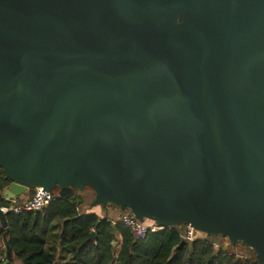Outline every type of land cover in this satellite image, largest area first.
Listing matches in <instances>:
<instances>
[{"label":"water","instance_id":"95a60500","mask_svg":"<svg viewBox=\"0 0 264 264\" xmlns=\"http://www.w3.org/2000/svg\"><path fill=\"white\" fill-rule=\"evenodd\" d=\"M0 168L264 264V0H0Z\"/></svg>","mask_w":264,"mask_h":264},{"label":"trees","instance_id":"16d2710c","mask_svg":"<svg viewBox=\"0 0 264 264\" xmlns=\"http://www.w3.org/2000/svg\"><path fill=\"white\" fill-rule=\"evenodd\" d=\"M11 182L0 168L3 207L11 206L13 200L4 196ZM54 192L57 200L42 210L7 212L4 221L0 216V238L6 236L11 250L7 264H56L47 245L57 219L63 220L61 246L67 247L74 264H259L258 259L241 258L227 248L217 247L209 236L185 241L184 222L137 240L121 222L82 212L76 191L71 195Z\"/></svg>","mask_w":264,"mask_h":264},{"label":"rangeland","instance_id":"374dc122","mask_svg":"<svg viewBox=\"0 0 264 264\" xmlns=\"http://www.w3.org/2000/svg\"><path fill=\"white\" fill-rule=\"evenodd\" d=\"M77 192L76 198L80 204V209L82 212L96 214L101 218H108L113 216V220H119L121 215L128 210L122 209L120 206L108 204L107 206L103 204H95L94 200L96 198V191L89 186L76 187ZM28 192L24 193L26 197ZM18 199L22 200V197ZM24 199V198H23ZM17 201L12 200L11 205H16ZM116 208L117 211H113L111 208ZM62 219H57L52 224L50 230V241L48 240L47 251L52 254L56 259V264H74L71 258V254L67 247H62L60 242V232L62 226ZM144 221L146 223H154L155 221L151 218H146ZM58 230V232H57ZM203 237L209 236L215 242L218 247L227 248L231 252L235 253L241 258H253L258 259V254L254 248L244 241H238L237 243H232L228 237L221 234L207 235L202 233Z\"/></svg>","mask_w":264,"mask_h":264},{"label":"built area","instance_id":"2783aa9c","mask_svg":"<svg viewBox=\"0 0 264 264\" xmlns=\"http://www.w3.org/2000/svg\"><path fill=\"white\" fill-rule=\"evenodd\" d=\"M57 198L58 194L56 192L46 190L43 187H36L34 189L32 197L29 200L16 205H11L9 207H3V209L5 213L14 212L16 214L22 212L39 211L48 207L50 204L56 201ZM116 221H119L123 225L128 227L137 240H144L149 233L163 231L166 227L164 225L159 224L155 220L154 223H146V221L136 217L130 209L126 210V212L121 215L120 219L115 220L114 222ZM202 233L204 232L197 230L190 224H186L183 232V238L187 242H192L198 238L203 237ZM1 238L2 240H0V264H7L9 256L7 254L5 246L7 243V238L6 236H2Z\"/></svg>","mask_w":264,"mask_h":264},{"label":"crops","instance_id":"0c3cea01","mask_svg":"<svg viewBox=\"0 0 264 264\" xmlns=\"http://www.w3.org/2000/svg\"><path fill=\"white\" fill-rule=\"evenodd\" d=\"M91 188V187H90ZM33 192H34V190L33 189H31V190H29L28 191V195L26 196V197H24L23 195H21V196H23L22 197V200H20V199H18L19 197H21V196H19V197H16L15 199H13V200H15V201H17V203L16 204H19V203H22V202H24V201H27V200H29L31 197H32V195H33ZM24 198V199H23ZM113 211H117V209L116 208H111ZM108 218H110V219H112L113 220V216L112 217H108ZM57 232H58V230H57ZM49 241H50V236H49ZM119 250V249H118Z\"/></svg>","mask_w":264,"mask_h":264}]
</instances>
